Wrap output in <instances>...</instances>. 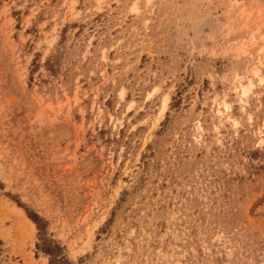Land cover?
Listing matches in <instances>:
<instances>
[{"label":"rangeland","instance_id":"374dc122","mask_svg":"<svg viewBox=\"0 0 264 264\" xmlns=\"http://www.w3.org/2000/svg\"><path fill=\"white\" fill-rule=\"evenodd\" d=\"M0 264H264V0H0Z\"/></svg>","mask_w":264,"mask_h":264},{"label":"bare ground","instance_id":"6f19581e","mask_svg":"<svg viewBox=\"0 0 264 264\" xmlns=\"http://www.w3.org/2000/svg\"><path fill=\"white\" fill-rule=\"evenodd\" d=\"M133 11H135V9H132ZM258 73L256 72L255 75H257ZM250 85V84H249ZM246 86V85H243V84H239V87L236 89L237 91H239V95L240 97L239 98H245L248 96L249 92L251 91V87L250 86ZM241 104H242V109L244 108L245 104H244V100H240ZM167 104V100L166 98L162 101V109L165 108ZM224 109L225 111L229 110V106H227L226 104L224 105ZM220 111V110H219ZM220 116H223L222 112H218ZM235 122V121H234ZM198 128V127H197ZM201 128V127H200ZM199 130V128H198ZM218 130V129H217ZM200 131V130H199ZM201 132V131H200ZM200 137V136H199ZM13 214H14V217H16L18 220H19V223L20 225L24 224L26 228L30 229V230H33L34 227H33V224L30 223L28 221V219L26 218V216L24 215V213L20 210H16L14 209L13 211Z\"/></svg>","mask_w":264,"mask_h":264},{"label":"trees","instance_id":"16d2710c","mask_svg":"<svg viewBox=\"0 0 264 264\" xmlns=\"http://www.w3.org/2000/svg\"><path fill=\"white\" fill-rule=\"evenodd\" d=\"M27 217L38 227L37 218L35 216L27 215Z\"/></svg>","mask_w":264,"mask_h":264}]
</instances>
